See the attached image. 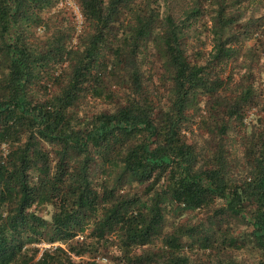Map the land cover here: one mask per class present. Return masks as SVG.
I'll return each instance as SVG.
<instances>
[{"label":"trees","instance_id":"1","mask_svg":"<svg viewBox=\"0 0 264 264\" xmlns=\"http://www.w3.org/2000/svg\"><path fill=\"white\" fill-rule=\"evenodd\" d=\"M60 1L0 0V264H264V0Z\"/></svg>","mask_w":264,"mask_h":264},{"label":"rangeland","instance_id":"2","mask_svg":"<svg viewBox=\"0 0 264 264\" xmlns=\"http://www.w3.org/2000/svg\"><path fill=\"white\" fill-rule=\"evenodd\" d=\"M60 6L63 7L66 11L70 12L73 17H74V22L77 25V30H79L81 28V24H82V16L80 13V9L78 7V5L76 4L75 1L73 0H62L60 1ZM49 245L45 244L41 247V249L43 248H48ZM105 259H110L109 257H103ZM99 258H97L98 260ZM102 259V258H100ZM100 259L98 261H100ZM101 262L103 263V260H101Z\"/></svg>","mask_w":264,"mask_h":264},{"label":"built area","instance_id":"3","mask_svg":"<svg viewBox=\"0 0 264 264\" xmlns=\"http://www.w3.org/2000/svg\"><path fill=\"white\" fill-rule=\"evenodd\" d=\"M101 263H102V262H101ZM103 263H104V264H107V260H103Z\"/></svg>","mask_w":264,"mask_h":264}]
</instances>
